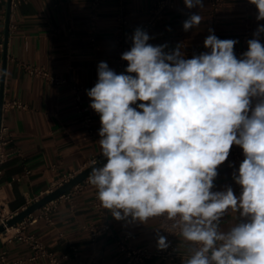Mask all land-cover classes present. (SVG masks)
I'll return each instance as SVG.
<instances>
[{
	"label": "clouds",
	"instance_id": "clouds-1",
	"mask_svg": "<svg viewBox=\"0 0 264 264\" xmlns=\"http://www.w3.org/2000/svg\"><path fill=\"white\" fill-rule=\"evenodd\" d=\"M249 2L257 21H264V0ZM184 4L204 7L203 0ZM202 19L191 14L183 29ZM209 32V51L187 59L179 46L166 52L167 44L154 46L137 28L121 55L125 72L99 62L97 82L86 94L100 117L106 163L91 169L88 182L118 221L147 223L165 215L174 221L183 240L195 246L185 264H264V24L240 58L234 52L238 40ZM233 145L244 154L233 174L239 196L231 186L212 191ZM228 211L240 222L222 231ZM157 246L166 249L167 237L158 236Z\"/></svg>",
	"mask_w": 264,
	"mask_h": 264
},
{
	"label": "crops",
	"instance_id": "crops-1",
	"mask_svg": "<svg viewBox=\"0 0 264 264\" xmlns=\"http://www.w3.org/2000/svg\"><path fill=\"white\" fill-rule=\"evenodd\" d=\"M159 0H126L103 3L97 12L91 0H27L11 9L7 64L0 54V101H20L27 108L3 107L2 123L9 128L12 144L9 149L20 152L0 169V214L10 217L21 213L34 201L55 188L65 175H78L93 161L102 158L99 145L100 117L90 108L86 90L98 79L99 62H107L117 74V27L120 13L128 19L125 33L128 41L137 28L143 29L150 11ZM212 0H203V8L188 9L184 0H173L174 7L166 20L149 34V43L167 44L166 52L179 46L184 57L207 52L204 40L209 29L219 39H235L234 52L248 49L247 41L254 38L258 24L257 9L249 0H225L217 18L211 17ZM9 0H0V43L5 45ZM193 13L203 17L199 26L185 31L183 22ZM264 39V34L259 36ZM23 65L48 71L60 79L52 83L30 76ZM63 82V83H62ZM74 86L82 88L79 100ZM85 116L92 119L91 130L84 124ZM242 150V149H241ZM244 158V154L242 151ZM239 168L231 154L218 167L212 191L231 186L239 196L240 186L233 174ZM53 224L38 221L27 234L41 241L49 253L63 264H124L125 256L119 242L126 235L135 248H157L162 228L158 217L147 223L116 220L97 203L95 188L88 181L72 193L70 199L56 202ZM240 222L238 214L226 212L220 229L228 231ZM108 226V229H105ZM179 252L188 253L192 245L183 239L176 241ZM0 264H51L48 258L34 259V251L11 228L0 235ZM154 264V263H151Z\"/></svg>",
	"mask_w": 264,
	"mask_h": 264
},
{
	"label": "built area",
	"instance_id": "built-area-1",
	"mask_svg": "<svg viewBox=\"0 0 264 264\" xmlns=\"http://www.w3.org/2000/svg\"><path fill=\"white\" fill-rule=\"evenodd\" d=\"M27 0H12L11 1V9H16L19 5L26 2ZM108 1H115L118 2L122 7L124 6L126 0H91V7L93 11L97 12L99 7ZM225 4V0H212L210 4L211 8V17L213 19L217 18L218 15L221 13L223 7ZM174 7L173 0H159L154 7L150 11V17L148 18L147 22L145 23L143 30H145L148 34L159 24L163 23L170 10H172ZM128 25V19L127 17L122 13L118 16V27H117V42H118V48H117V68L119 73L125 72V69L127 68V61H124L121 59L122 53H124L127 50H130L132 46V42L130 43L126 37V27ZM217 36V35H216ZM262 44H264V39L260 40ZM5 45L3 43H0V54L4 53ZM209 51V49H207ZM244 51H240L237 53V57L240 58L242 53ZM23 68L25 71L33 77L42 78L46 81L60 84L61 81L55 76H52L48 71L45 69L31 66V65H23ZM63 83V82H62ZM73 90L75 92V98L79 100V93L81 92L82 88L79 86H74ZM257 102L256 99L253 100V105ZM3 107L8 109H22L25 110L27 106L20 102V101H10L5 104H3ZM91 123L92 119L89 116H85L84 118V124L85 126L91 130ZM12 144V136L9 131V128L6 127L2 122L0 123V169L1 167L6 164L7 162L11 161L15 156H19L20 152L14 149H9V146ZM230 154L233 158V160L240 165L242 162L243 155L242 150L239 146L233 145V147L230 150ZM100 160V159H99ZM99 160L93 161L92 165L96 164ZM91 165V166H92ZM90 167V166H89ZM75 176L74 174L65 175L62 177L55 185V188L51 190L49 193L53 192L54 190L58 189L65 183L69 182L71 179H73ZM88 181V180H86ZM85 181V182H86ZM84 183V182H83ZM82 184L76 186L72 191L66 193L65 195L61 196L59 199L50 202L49 204L42 207L39 211H37L35 214L30 215L23 221H21L19 224H17L15 227L17 228V233L19 237L30 245V247L34 251V259L36 258H48L51 264H63V261L59 259L55 254L49 253L46 248L44 247L43 243L39 241L35 236L29 235L26 233L28 228L34 224H36L38 221H44L48 225L53 224V213L56 207V202L60 199H70L73 192L78 191L81 189ZM47 193V194H49ZM42 199V198H41ZM40 199L34 201L32 204H30L28 207L39 201ZM97 203L100 204V202L97 199ZM26 207L25 209H27ZM24 209V210H25ZM17 215V214H16ZM10 217H4L0 214V226L6 225V222L10 219H12L14 216ZM159 223L162 228V236L167 237V241L169 246L161 250L158 247L155 249H141V248H135L130 243V237L128 235L125 236L123 241L119 242V250L120 252L125 256V263L124 264H180L185 263L186 259L188 258V253L179 252L176 249V241L179 239H183L179 234L178 228H173L174 221L169 220L166 215L158 217ZM108 226H105V229H108ZM11 229V228H9ZM7 228L6 232L9 231ZM193 249L195 248L194 245H192Z\"/></svg>",
	"mask_w": 264,
	"mask_h": 264
},
{
	"label": "water",
	"instance_id": "water-1",
	"mask_svg": "<svg viewBox=\"0 0 264 264\" xmlns=\"http://www.w3.org/2000/svg\"><path fill=\"white\" fill-rule=\"evenodd\" d=\"M11 1L9 0V11H8V18H7V30H6V38H5V50H4V68H6L7 64V46H8V40H9V24H10V14H11ZM4 81V76H3ZM3 99L0 101V123L2 122V115H3ZM104 163H106V160L102 157L96 164L88 167L84 171H82L80 174L75 176L73 179H71L69 182L65 183L58 189L54 190L53 192L45 195L42 199L28 207L27 209L23 210L21 213H18L16 216H14L12 219L8 220L6 222V225L0 226V235L3 234L6 229L8 228H14L17 224H19L21 221L26 219L32 214H35L37 211H39L42 207L49 204L50 202H53L57 199H59L61 196L65 195L66 193L72 191L76 186L82 184L86 180H88L89 174L91 172V169L95 167L102 166ZM185 264V263H180Z\"/></svg>",
	"mask_w": 264,
	"mask_h": 264
}]
</instances>
